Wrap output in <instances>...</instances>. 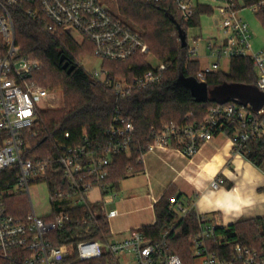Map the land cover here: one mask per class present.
<instances>
[{"label": "built area", "instance_id": "obj_1", "mask_svg": "<svg viewBox=\"0 0 264 264\" xmlns=\"http://www.w3.org/2000/svg\"><path fill=\"white\" fill-rule=\"evenodd\" d=\"M150 4H167L186 22L203 8L217 14L218 37L207 44V57L214 62L205 65L197 74L200 83L221 69L220 60L250 59L258 75L257 88L264 93V49L255 51L249 24L241 16L243 10L264 11V1L248 8L235 0H141ZM20 10L35 24L54 37L75 34L94 45V56L108 62L124 63L136 56L151 53L143 35L113 16L100 0H0V261L4 264H77L107 256V264H184L173 253L171 234L178 221L186 218L193 208L181 201L173 206L177 219L158 240L150 239L142 228L118 240L79 241L59 246L57 235L71 227L98 225L104 215L106 222L118 216L106 204L93 203L88 194L99 188H111L108 179L116 158L130 156L136 127L131 117L119 108L114 109L109 128L102 141L85 137L82 144L62 146L56 157L34 162L25 159L26 139L34 132L40 111L55 108L57 95L39 86L34 76L42 64L21 55L16 44L14 11ZM200 45L188 43L186 58L199 60ZM170 65L160 63L153 70L135 78L119 76L100 81L117 98L160 86ZM43 104L44 107L39 105ZM186 119H189L187 117ZM217 135L230 138L234 151L244 155L250 142L264 137V106L254 111L230 102L216 104L199 123H166L153 127L150 142L143 158L159 150H175L194 158L202 146ZM67 139L70 138L66 134ZM18 170H10L12 168ZM225 181L215 178L210 188L218 190ZM45 184L49 190L51 213L38 216L30 196V188ZM27 193L32 211L26 216L11 214L8 199ZM117 195H115V198ZM84 209V218H74L73 212ZM73 211V212H70ZM197 214V213H196ZM199 232L189 240L196 264H264V251L249 246L231 244L230 227L217 216L197 214ZM216 243L223 251L211 249ZM230 247V250L227 247Z\"/></svg>", "mask_w": 264, "mask_h": 264}, {"label": "trees", "instance_id": "obj_2", "mask_svg": "<svg viewBox=\"0 0 264 264\" xmlns=\"http://www.w3.org/2000/svg\"><path fill=\"white\" fill-rule=\"evenodd\" d=\"M245 7L252 8L264 0H235ZM120 13L144 33L152 54L161 63L169 64V71L160 86L133 93L125 98H117L97 78L87 72L79 63L81 54L94 55V45L85 40L79 45L69 36L54 37L29 18L22 11L15 10L16 44L21 55L40 62L42 68L34 78L39 86L49 90L60 88L63 94V107L59 111L41 110L34 132V137H27L25 159L39 162L58 155L62 146L82 144L85 137L91 141H102L109 128L114 109L119 108L131 117L136 127V134L130 156L116 158L111 167L108 183L117 186L127 176L142 171L140 158L146 152L153 127L161 128L166 123H199L204 120L211 102H198L192 89L179 83L181 77L194 79L201 70L199 61L189 62L188 31L199 26L203 15H210L213 10L203 8L190 21L186 22L177 12H170L167 4H150L141 0H116ZM264 24V11L255 13ZM136 30V29H135ZM67 57L72 73L64 70ZM107 62L108 78L119 76L130 79L153 70L147 56H136L127 62ZM258 75L250 59L236 58L230 61V72L221 71L208 76L206 84L216 87L224 83L257 87ZM189 117V119H186ZM66 134L70 138L65 137ZM249 161L258 167H264V137L250 142L245 152ZM10 170H18L16 167ZM25 196L17 195L8 199L10 212L14 216H26ZM181 201L175 189H169L155 205L156 223L142 228L146 236L158 240L173 226L177 215L173 206ZM73 212V211H70ZM74 218L86 216L84 209L73 212ZM231 244L240 243L255 250L264 251V218L241 221L230 226ZM199 232L197 214L192 211L175 225L170 244L173 253L179 255L184 264H196L189 246V240ZM112 239L110 225L104 215L98 225H71L57 235V245L76 244L79 241H107ZM211 249L220 252L225 248L219 244H210ZM230 247H227V250ZM107 256L87 263L107 264ZM0 264H4L0 261Z\"/></svg>", "mask_w": 264, "mask_h": 264}, {"label": "crops", "instance_id": "obj_3", "mask_svg": "<svg viewBox=\"0 0 264 264\" xmlns=\"http://www.w3.org/2000/svg\"><path fill=\"white\" fill-rule=\"evenodd\" d=\"M215 178L225 181L218 190L210 188ZM171 188L197 214L217 216L228 227L264 218V167L256 166L245 154L236 153L230 138L224 135L204 144L192 159L175 150L145 155L142 171L127 176L117 186L111 183V188L100 191L98 200L92 202L106 204L109 211L118 212L110 221L135 215L125 227L111 230L115 239L123 240L132 231L156 223L155 205ZM116 200L134 209H109L108 204Z\"/></svg>", "mask_w": 264, "mask_h": 264}, {"label": "rangeland", "instance_id": "obj_4", "mask_svg": "<svg viewBox=\"0 0 264 264\" xmlns=\"http://www.w3.org/2000/svg\"><path fill=\"white\" fill-rule=\"evenodd\" d=\"M101 4L116 18L120 19L123 23L133 27L136 29L139 33H141L146 41L145 33L139 28L135 26V23H132L131 20H128L123 16L117 6L116 0H100ZM241 16L245 19V21L249 24L251 33L253 35V38L251 40L252 47L255 51H260L264 49V24L262 21L258 18V16L253 13L250 10H246L242 12ZM218 19L217 14L213 15H203L200 18L199 26L189 29L188 31V43L189 45L193 44V41H196L200 45V52H199V60L201 61V69L205 65L212 64L214 61L207 57V44L210 40H212L215 36L219 35L218 28L216 26V20ZM75 42H77L79 45L83 44V38L75 34L74 36ZM147 43V42H146ZM148 45V43H147ZM149 46V45H148ZM150 48V47H149ZM148 57V62L153 67H157L161 62L156 59V57L152 54V51ZM79 63L80 65L90 74H92L95 78H97L99 81L104 80L107 67V62L103 61L100 58L95 57L92 54H81L79 56ZM221 63V69L220 71L228 74L230 72V60L228 59H222L220 60ZM108 75V74H107ZM50 92H53L57 95L56 99L52 101V105H54L55 108H48L49 110L53 111H59L63 107V94L62 90L60 88H54L49 89ZM40 107H44L43 104L39 105ZM47 109V110H48ZM122 189H123V183ZM125 188V187H124ZM101 189L96 188L92 190L87 196L88 198L92 200H98V193H100ZM22 196H25L26 200V210L28 212L32 211L31 207V201L32 204L40 217L48 216L51 213V206H50V196H49V190L48 187L45 184H35L32 185L30 188V196L31 201L29 199V196L27 193L20 194ZM114 194H112L113 197ZM109 209H117V210H126L130 211L134 209V206L126 204H121L120 200H116L112 203L108 204ZM135 218V215L129 216V217H122L118 220L110 221L109 225L110 228L113 231H117L120 227H125L131 219Z\"/></svg>", "mask_w": 264, "mask_h": 264}, {"label": "water", "instance_id": "obj_5", "mask_svg": "<svg viewBox=\"0 0 264 264\" xmlns=\"http://www.w3.org/2000/svg\"><path fill=\"white\" fill-rule=\"evenodd\" d=\"M64 61L63 69L68 70L69 74L72 73L74 66L70 67V62L67 61L65 55L62 56L61 63ZM179 83L189 86L198 102H211L219 105L234 102L245 107L251 105L254 111H260L264 106V93L257 87L224 83L210 88L206 83H198L194 79L187 80L184 77L180 78Z\"/></svg>", "mask_w": 264, "mask_h": 264}]
</instances>
